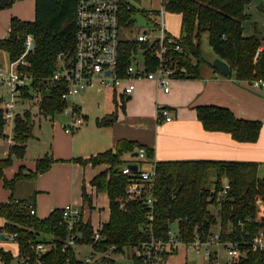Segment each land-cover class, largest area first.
<instances>
[{"label":"trees","instance_id":"trees-1","mask_svg":"<svg viewBox=\"0 0 264 264\" xmlns=\"http://www.w3.org/2000/svg\"><path fill=\"white\" fill-rule=\"evenodd\" d=\"M76 1L33 0V19L20 21L11 17L6 35L0 39V51L5 53L8 63L19 57L24 62L15 65L16 72L28 78L26 84L18 87L17 97L26 100L28 105L30 101L35 103L38 112L44 117L51 118L66 106L60 98V94L66 89L65 83L50 82L49 77L57 64L69 66ZM136 1L116 0L119 26H132L136 14L146 17L149 13H156V10H136L131 6V2ZM162 1L164 11L179 16V34L176 37L170 35L178 46V50L172 55L176 59V66L182 69L173 73L174 78L195 77L200 65L207 63L215 72L223 76L232 74L237 81L250 83L257 79L264 80V38L260 36L256 21H251L252 33L243 35V23L251 19L246 12L250 0ZM259 8L264 13L260 6ZM149 21L151 30H154V24ZM203 34H206L207 44L214 56L227 64L228 75L217 71L211 62L202 59L200 38ZM25 37L31 43L29 50L25 47ZM258 47L262 48L259 52ZM24 49L26 51L23 54ZM131 53H138L145 59L147 45L145 42H137L134 37L121 40L118 44L116 67L124 68L130 61ZM112 101L111 112L97 119V125L108 126L113 122L115 111L122 104L117 106L116 101ZM194 113L203 129L228 133L238 142H254L260 130L258 121L237 119L226 108L196 106ZM2 124L0 110V129ZM11 124L7 155L0 158L1 187L9 191L7 201L0 202V233H14V240L20 250H26L28 242L36 240L51 244L44 254L43 264H62L66 257L74 262L71 249L61 253L57 247L65 234L60 209L37 218L34 213H28L29 208L34 207V192L19 199H14L11 193L17 182L32 180L37 174L44 172L52 161L51 158L48 155L36 158L32 171L23 174L21 168H18L8 180L2 175L12 158L22 157L24 142L30 137V112L25 108L15 112ZM140 148L145 160L133 163L135 171L122 174L121 168L129 163L126 156L129 157ZM138 149L134 142L119 139L112 148L73 159L80 165L87 163L91 166H106L103 172L89 181L94 192L104 194L107 199V218L100 223L99 240L93 243V247L97 251L109 250L111 254H121L127 262L102 258L101 264H141L142 257H134L132 249L145 239L165 240L171 224H174L173 232L181 242L193 240L194 235L204 239L211 234L212 228L218 232L221 240L247 243L254 233L264 231V217H256V199L264 200V179L257 176L255 163L214 160L152 162L148 165L152 171L151 179L147 181L148 194L153 199L149 208L143 203L145 194L129 195L124 189L125 184L141 172L140 164L150 161V150L142 147ZM224 182L229 188L218 196ZM80 197L90 207L89 199L82 190ZM209 205L213 206L212 211L208 209ZM148 214H151L150 220H147ZM146 224L149 229L144 232L142 229ZM76 229L82 232L83 242L91 241L92 228L87 222L79 224ZM43 236L48 237V240ZM52 237L55 238L54 241H51ZM173 252L175 250L157 252L156 256L165 260ZM0 259L3 264H8L10 254L0 248ZM214 259L215 255L211 253L207 258L208 264H212ZM227 264H264V248L250 251L244 257L233 259Z\"/></svg>","mask_w":264,"mask_h":264},{"label":"crops","instance_id":"crops-1","mask_svg":"<svg viewBox=\"0 0 264 264\" xmlns=\"http://www.w3.org/2000/svg\"><path fill=\"white\" fill-rule=\"evenodd\" d=\"M257 1L264 11V0ZM11 17L20 21H31L33 0H6L0 5V39L6 35L7 24ZM176 24L178 25L175 26L167 21L165 31L168 35L176 37L179 34V20H176ZM243 35H245L244 31ZM0 57L6 59L9 64L5 53H0ZM91 88L77 90L68 101V104H72L74 110L82 115L81 126L70 133H64L62 126L50 122L47 139H39L37 142L34 139L39 145L37 150H34L29 143L30 129V137L24 142L22 157L12 158L10 165L2 171L3 177L8 180L18 168H21L23 174L32 171L36 158L44 155L51 158L52 161L44 172L37 174L32 180L17 182L11 192L14 199L23 198L34 192L33 208L37 218H43L52 210L71 204L79 206L81 221L87 222L91 228L106 221L107 199L104 194L95 193L89 185L90 179L103 172L106 166H91L87 163L80 165L73 159L112 148L119 139L134 142L136 149L142 147L150 150L151 162L146 163L149 166L155 161L168 160L253 162L256 164L257 176L264 179V89L251 87L245 81H237L232 74L223 76L215 72L207 63L200 65L195 77L172 78L166 93L161 92L150 81L137 80L133 83L130 96L124 102L118 103L110 89L95 88L98 93L108 92L109 99L103 108L96 107L88 111L82 108L81 99L77 96L80 91ZM113 99L117 106L122 104V107H117L113 122L108 126L97 125L95 123L97 119L111 112ZM196 106L222 107L229 110L237 119L258 121L260 130L256 140L238 142L228 133L203 129L195 118ZM158 107L167 110L170 116L168 121L156 118ZM4 139L6 149L2 151V157L7 155L10 132ZM131 154L129 157L126 156L128 164L145 160L137 158L135 161L136 156L132 157ZM22 183L24 187L21 186ZM81 190L90 202L87 211L83 209L86 202L80 197ZM8 195L9 191L2 188L0 202H6ZM261 207L263 209L259 210L258 207L256 209L257 218L264 214V205ZM6 241L0 240V248L12 254L15 245Z\"/></svg>","mask_w":264,"mask_h":264},{"label":"built area","instance_id":"built-area-1","mask_svg":"<svg viewBox=\"0 0 264 264\" xmlns=\"http://www.w3.org/2000/svg\"><path fill=\"white\" fill-rule=\"evenodd\" d=\"M159 1L161 7L158 11V19L151 20L155 26L154 30L150 28V30L137 32L134 35V39L137 42H145L147 45L146 58L143 59L141 57L142 55L138 53H131L129 63L122 69L116 67L118 44L121 41L118 38V28L120 26L117 17L118 9L116 0L76 1L69 66L65 67L57 64L49 77L50 82L60 81L66 85L65 91L60 94L61 100L66 103L61 113L67 115L69 118L67 122L62 124V131L64 133L72 132L83 123L82 115L74 110L71 106L72 104H68V101L79 89L91 87L110 89L118 103H120L121 99L123 100L127 96H130L133 90V83L137 80L150 81L163 93L168 91L169 81L174 78L173 73L175 71L180 72L182 69L176 66V59L172 55L174 51L178 50V46L174 43L173 38L165 31L162 10L164 1ZM29 43V38L25 37L26 49H28ZM261 49V47H258L257 52ZM25 51L24 49L23 54ZM16 63L23 64L24 62L19 57L16 61L9 63L6 70H0V87L6 88L11 97L9 101L2 102L1 104L2 120H12L14 114L13 97L18 96V87L28 82L27 77L16 72ZM249 85L254 88L264 89V80H253ZM29 104L34 105L36 108L35 103L30 101ZM155 116L157 119H162L163 121L170 119L164 107H158ZM136 158L139 160L144 158L141 148L136 151ZM120 172L122 174H128L130 170L124 166ZM151 175L152 171L150 168L142 170L138 176L132 178L124 187L125 192L129 195L138 196L145 194L143 203L149 208L153 199L148 194L149 184L147 181L151 179ZM228 188L229 185L224 182L218 196L224 194ZM256 205L259 210L263 209L261 206L264 205V200L256 199ZM59 211L60 219L65 228V234L59 240L57 247L61 253H66L68 249H71L74 255V262H70L66 257L62 264H101L102 258L113 260V255L115 254H111L109 250L97 251L93 247V243L99 240L98 230L101 226L100 223L95 228H92L91 241L83 242L82 232L76 229L79 224L83 223L79 209L74 205L66 204ZM28 213L33 214L34 209L29 208ZM263 215L261 214V217ZM150 219L151 214H148L147 220ZM148 229L149 225L146 224L142 230L147 232ZM2 236L3 240H7L15 245V251L10 254L8 264H43L44 254L51 246L47 242L36 240L34 242H28L26 250H20L14 240V233L2 234ZM54 240L55 238L52 237L51 241ZM214 245L223 249L228 257L225 263L227 264L233 259L244 257L250 251L263 249L264 231L259 230L254 233L247 243L221 240L218 232H214L212 229L211 234L204 239H200L194 235L193 240L181 242L176 234L169 230L165 240L145 239V241L139 243L137 247L132 249L131 254L134 257H142L141 264H164V261L156 256L157 252H171L172 250H176L178 246L184 250L189 249L193 252H199L202 248L206 258L211 253H214L215 259L212 261V264H219L217 253L209 250V246ZM76 247L86 249V252L80 253L79 251H75L74 248ZM116 255L119 257L122 256L121 254ZM123 262L126 263L127 260ZM0 264H3L1 259Z\"/></svg>","mask_w":264,"mask_h":264},{"label":"rangeland","instance_id":"rangeland-1","mask_svg":"<svg viewBox=\"0 0 264 264\" xmlns=\"http://www.w3.org/2000/svg\"><path fill=\"white\" fill-rule=\"evenodd\" d=\"M263 4H264V2H263ZM131 6L133 8H135L136 10L142 9L145 12L156 10V13H154V14L149 13L146 17H144L140 14L134 15V23L132 26H130V27L120 26V28H118V38L120 40H129V39H132L137 32L150 30L151 26H150L149 20H157L158 19V11L161 7L159 0H137L136 2H131ZM246 12L251 15L250 16L251 19H249L250 21L243 23L244 34L247 36V35L252 33L251 21H256L258 28H259V31H260V36L263 39L264 38V13L259 8V2L257 0H251V2H249V4L246 6ZM176 20H179L178 15H176L174 13H168V12L163 10V21L165 23V28H166L167 21L174 24L175 26L178 25V24H176ZM200 50H201L200 53H201L202 59L212 62L214 54L212 53L210 47L207 44L206 34H203L200 38ZM0 53L2 54L1 51H0ZM138 59H140V58L138 57ZM136 62L139 63L138 60H136ZM7 66H8V64L6 62V59H1V57H0V70H2V71L6 70ZM0 96H1V100H2V101H0V106H1L2 102H6V101H9L11 99L8 91L5 89H2L1 87H0ZM77 97H80V99H81L82 108L84 110H88V111L94 110L96 107L97 108H103L104 105L107 104L108 99H109L108 92L104 91V93H98V92H96L95 87H93L91 89H85V90L80 91ZM13 101H14V111L15 112H20L22 108H25L30 112V114L32 116L31 138L29 140V143L32 144L34 150H37V148L39 146L36 143L39 139L40 140L41 139H44V140L47 139V135L50 132V122H52V124H54L56 122L59 124V126H62V124L67 122L69 119L67 115H65L61 112L58 114H54L51 118H48V117L43 118L40 114L36 113L35 106L34 105H28L26 100H22L18 97H13ZM124 101H125V99L122 102H124ZM50 119H51V121H50ZM11 125H12L11 121H9V120L4 121L3 120V124H2V127L0 129V157H2L1 156L2 151L6 149L4 137L9 135L10 129L12 127ZM34 139H36V142L34 141ZM9 158L11 160V154L9 155ZM127 159L128 158H126V160ZM136 160H137V158H135V161ZM146 168H148V164H141L139 169H146ZM21 186L24 187L23 183ZM1 189H2V187L0 185V191H1ZM77 208L79 209L78 205H77ZM83 209H84V211H87L86 203L84 204ZM208 209L210 211L213 210V206L209 205ZM103 214L105 215V211H103ZM174 228H175L174 224H171L170 230L172 232L174 231ZM212 230H213V228H212ZM214 232H215V230H214ZM39 238H41V236H39ZM43 238L45 240H48V237H46V236H43ZM7 242L8 241H6V243ZM74 250L79 251L80 253L86 252V249H83V248H77L76 247V248H74ZM209 250L211 252L217 253V260H218L219 264H225L226 263V260L228 259V257L221 247L216 246V245L209 246ZM113 256H114L113 260L115 262H123V261L127 260L125 257L123 258V255L120 256L122 258H120L118 255H113ZM163 261H164V264H183L184 262H189V263L192 262L194 264H208L207 258L204 255L202 248L200 249L199 252H193V251H190L189 249L184 250L180 246L177 247L175 252L170 253L165 258V260H163ZM152 264H156V263H152Z\"/></svg>","mask_w":264,"mask_h":264},{"label":"water","instance_id":"water-1","mask_svg":"<svg viewBox=\"0 0 264 264\" xmlns=\"http://www.w3.org/2000/svg\"><path fill=\"white\" fill-rule=\"evenodd\" d=\"M6 0H0V5L5 2ZM31 48V43H29L28 45V50ZM61 56H59L60 58ZM211 65L214 69H216L217 71L221 72L224 75H228L229 74V68L227 66V64L222 61L221 59L215 57L212 62ZM129 96H127L126 98H128ZM132 157L136 156V152H133L131 154ZM126 168H128L130 171H135L136 170V166L134 164H126ZM0 240H3V236L0 233ZM189 264H193L192 262H190Z\"/></svg>","mask_w":264,"mask_h":264}]
</instances>
